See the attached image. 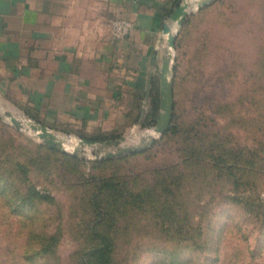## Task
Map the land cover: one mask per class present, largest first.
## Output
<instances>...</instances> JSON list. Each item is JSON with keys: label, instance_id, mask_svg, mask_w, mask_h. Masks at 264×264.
<instances>
[{"label": "rangeland", "instance_id": "rangeland-1", "mask_svg": "<svg viewBox=\"0 0 264 264\" xmlns=\"http://www.w3.org/2000/svg\"><path fill=\"white\" fill-rule=\"evenodd\" d=\"M185 1L157 36L155 99L119 136L50 127L51 145L0 94V264H88L104 232L109 264H264V0Z\"/></svg>", "mask_w": 264, "mask_h": 264}, {"label": "crops", "instance_id": "crops-1", "mask_svg": "<svg viewBox=\"0 0 264 264\" xmlns=\"http://www.w3.org/2000/svg\"><path fill=\"white\" fill-rule=\"evenodd\" d=\"M176 1L0 0V94L49 127L119 136L156 92L157 36ZM115 17L133 21L128 36L112 37Z\"/></svg>", "mask_w": 264, "mask_h": 264}, {"label": "water", "instance_id": "water-1", "mask_svg": "<svg viewBox=\"0 0 264 264\" xmlns=\"http://www.w3.org/2000/svg\"><path fill=\"white\" fill-rule=\"evenodd\" d=\"M183 4H179L172 12V17L174 19L180 21L181 17L186 13V11L179 17L177 16L181 13L183 10ZM165 30L168 32V40L169 44L172 47V30L166 26ZM171 58L165 59L163 61L161 70H160V81H161V107L163 109L162 113L159 116L157 125H156V132L157 133H164L170 126L172 114H173V94H172V80H171ZM36 121V120H35ZM32 127L39 128L40 134L42 137H47V141L54 146H57V135L54 133L52 128L49 126L41 123V122H32ZM155 137V136H154ZM78 141H86L89 144L96 143L97 139L93 138H83V137H77ZM122 140V137H121Z\"/></svg>", "mask_w": 264, "mask_h": 264}, {"label": "trees", "instance_id": "trees-1", "mask_svg": "<svg viewBox=\"0 0 264 264\" xmlns=\"http://www.w3.org/2000/svg\"><path fill=\"white\" fill-rule=\"evenodd\" d=\"M155 93L154 96H152L153 99H155ZM172 129V128H171ZM97 138H108V136H94ZM109 238L106 235V232L101 233L99 235V242L95 245L94 249H92L91 253H89V256L93 259L88 261V264H109L110 261V254H109V248L105 249L108 246Z\"/></svg>", "mask_w": 264, "mask_h": 264}, {"label": "built area", "instance_id": "built-area-1", "mask_svg": "<svg viewBox=\"0 0 264 264\" xmlns=\"http://www.w3.org/2000/svg\"><path fill=\"white\" fill-rule=\"evenodd\" d=\"M110 27L113 38H124L132 32L134 23L127 17H115L111 20Z\"/></svg>", "mask_w": 264, "mask_h": 264}, {"label": "bare ground", "instance_id": "bare-ground-1", "mask_svg": "<svg viewBox=\"0 0 264 264\" xmlns=\"http://www.w3.org/2000/svg\"><path fill=\"white\" fill-rule=\"evenodd\" d=\"M189 6V2L185 1L184 6H183V10L181 11V13L177 16V18H179L187 9V7Z\"/></svg>", "mask_w": 264, "mask_h": 264}]
</instances>
